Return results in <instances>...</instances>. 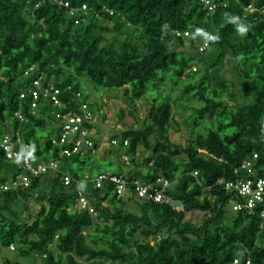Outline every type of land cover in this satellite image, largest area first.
<instances>
[{
	"label": "trees",
	"instance_id": "trees-1",
	"mask_svg": "<svg viewBox=\"0 0 264 264\" xmlns=\"http://www.w3.org/2000/svg\"><path fill=\"white\" fill-rule=\"evenodd\" d=\"M212 3L214 11L201 0H0V137L44 165L32 176L0 148V185L20 171L29 179L0 191V264H264V203L249 210L218 182L245 179L233 172L245 158L264 176V0ZM226 57L230 78L221 72ZM37 76L53 78L64 108L31 98ZM83 76L95 96L120 89L133 117L125 123L120 109L110 129L109 172L93 157L92 133L85 134L92 144L74 152L77 131L52 142L63 132L58 108L81 115L86 102L98 115ZM145 96L152 105L140 118L132 109ZM99 117L80 127L102 131L108 120ZM176 123L190 130L183 143L170 138ZM108 177L124 181L122 195ZM135 182L157 186L182 209L137 198ZM79 190L94 216L76 205ZM195 210L199 224L185 219ZM3 248L34 259L9 263Z\"/></svg>",
	"mask_w": 264,
	"mask_h": 264
},
{
	"label": "built area",
	"instance_id": "built-area-1",
	"mask_svg": "<svg viewBox=\"0 0 264 264\" xmlns=\"http://www.w3.org/2000/svg\"><path fill=\"white\" fill-rule=\"evenodd\" d=\"M205 3L208 10L214 11L215 4L212 3V0H201ZM111 12L110 9H107ZM178 34L180 32L176 31ZM184 35H187V31L183 32ZM66 89H70L69 86L66 87ZM30 96L33 100L38 99L40 96L41 98H47L51 101L52 105L57 106L59 108H64L65 105L60 101L58 98V94L61 92V89L54 85V83L51 80L42 81L41 76L35 77L29 87ZM20 97H22V94H19ZM78 96V94L76 93ZM79 97V96H78ZM58 108L55 115L56 117L60 118L62 125L63 132L61 133V136L58 140L56 138L52 139V142H63L67 139L68 133H73L77 131V136L73 140V145L71 147V152L77 151L80 148V145L84 143L86 146H90L92 143L90 140L85 138V134L88 132L91 133V130L87 131L80 127V123L85 119L88 122L93 121V117L90 115V113L87 111V104L86 102H81L79 105V109L85 110L84 114L78 115L76 113H73L71 110L62 111ZM264 116V115H263ZM106 123V122H105ZM262 125H264V119L262 121ZM9 136L3 135L0 137V148L4 152L5 156L12 160L17 166L23 168L24 170H29L32 176L38 175L40 172L44 170L43 164H34L30 162V159L27 155L21 154L19 150L15 149L11 144L9 143ZM115 140H112V143H115ZM125 143V142H124ZM23 147L27 148V145H24ZM68 149L64 150V152L68 153ZM69 151V152H70ZM256 157V154H252V158L254 159ZM254 167H253V161L249 158L243 159L234 169L233 172H240L245 171V174H248L245 179H237V180H227L222 181L221 179L218 180V182L223 183V186L225 189L232 190L236 192L241 197H244V205L247 209L252 210L257 204H263L264 203V176H256L254 173ZM250 176V177H249ZM105 178L104 175H99L96 177L94 186L99 187L101 184V180ZM109 180L115 182V187L117 191V195H122L124 193V181L115 177H108ZM157 181H161L162 187H166L168 185L166 180L157 179ZM69 179L68 177L64 178V183H68ZM29 184L28 177L22 173V171L16 173L14 175V178L11 180L4 182L0 185V191H5L7 189H13L17 187L18 185L27 186ZM150 189V190H149ZM135 196L139 199H145L150 200L155 203L160 204H167L170 205L175 210H181L182 206L181 204H175L173 203L172 199L170 200V197L165 195L162 192V189L158 188L157 186H154L153 184H138L135 182ZM231 209L236 210L239 207V202L237 201V195H234V198H231ZM76 205L79 208L86 209L90 214L95 215V209L92 205L91 200L83 193L82 191H78L76 195ZM261 215H264V209L261 211ZM8 249H13V245L7 246ZM232 264H238L236 260L232 262ZM244 264H249L248 260L244 262Z\"/></svg>",
	"mask_w": 264,
	"mask_h": 264
},
{
	"label": "rangeland",
	"instance_id": "rangeland-1",
	"mask_svg": "<svg viewBox=\"0 0 264 264\" xmlns=\"http://www.w3.org/2000/svg\"><path fill=\"white\" fill-rule=\"evenodd\" d=\"M224 66L221 70V72L224 74V76H226L227 78L231 77L230 74V69H231V64L229 62H227V57L224 59ZM81 85L84 87V92H86L88 94V100L89 101H94V107L98 110V115H95L93 117V121H99L100 120V113L105 114L108 122L107 124H103L102 127V131L97 130L92 128L91 129V133L94 135V137H96L98 139V145L96 148V151H94V155L93 157L96 160L100 161V168L101 169H108L111 170L113 167L110 165L108 166V162H107V158L105 157V155H103V152L105 150H107V148L110 146L109 143V136H110V129L112 128V126L117 124V120H118V114L120 109H123V120L125 123L130 124L133 121V117L131 115L128 114V106L124 103L123 100H121L118 96H122V91L119 90H105V91H101L99 92L98 95H94L93 94V90H92V83L90 82V80L88 79V77L83 76L81 77ZM134 108L132 110L136 111V114L140 117V118H144L146 116V113L148 112V109L150 108V106L152 105V101L150 100L149 97L143 98V99H137L134 101ZM174 115H176V113H172ZM97 123V122H96ZM99 126V125H98ZM96 128V127H95ZM189 128L188 126L183 125L182 123H176L172 125V129L170 131V138L183 143L185 141V139L188 136L189 133ZM138 153L141 157V155H143L145 152L143 150H141V147H138ZM105 157V158H104ZM109 157H113V153L110 151L109 153ZM138 163H141V160H138ZM95 165V164H94ZM99 167H97V169H99ZM96 170V168H94ZM95 172V171H93ZM89 184V182H88ZM90 185V184H89ZM124 202H125V207L128 210H132L135 208V202L133 200H129L124 198ZM105 205L109 206V202H105ZM18 206H20V204H18ZM20 209L17 208V212L16 214L18 216H22L23 212H19ZM137 211V210H135ZM94 216V215H93ZM203 217V213L200 211H192V212H186L185 213V219H189L191 222L199 224L201 222V219ZM138 235V233H137ZM149 241L153 240L152 236H148L147 238ZM1 255L4 256V258L8 259L9 263H13L14 260L17 261H23V262H31L33 261L34 258H32L31 256L25 257V258H20L15 256V254L11 251L6 250L5 248H3L1 250ZM108 264V263H106Z\"/></svg>",
	"mask_w": 264,
	"mask_h": 264
},
{
	"label": "clouds",
	"instance_id": "clouds-1",
	"mask_svg": "<svg viewBox=\"0 0 264 264\" xmlns=\"http://www.w3.org/2000/svg\"><path fill=\"white\" fill-rule=\"evenodd\" d=\"M241 30H242V29H241ZM188 34H189V33H188ZM188 34H187V35H188ZM209 37L211 38V36H209ZM49 80H51V81L54 83V80H53L52 77H51ZM234 260H236V261L238 262V264H239V260H237V259H233L232 262H233ZM232 262H231V264H232Z\"/></svg>",
	"mask_w": 264,
	"mask_h": 264
}]
</instances>
